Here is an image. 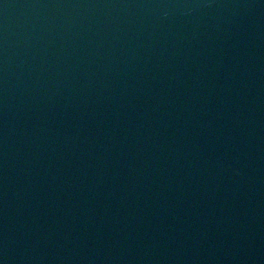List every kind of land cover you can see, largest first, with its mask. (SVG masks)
Wrapping results in <instances>:
<instances>
[{
	"label": "water",
	"instance_id": "water-1",
	"mask_svg": "<svg viewBox=\"0 0 264 264\" xmlns=\"http://www.w3.org/2000/svg\"><path fill=\"white\" fill-rule=\"evenodd\" d=\"M0 264H264V0H0Z\"/></svg>",
	"mask_w": 264,
	"mask_h": 264
}]
</instances>
